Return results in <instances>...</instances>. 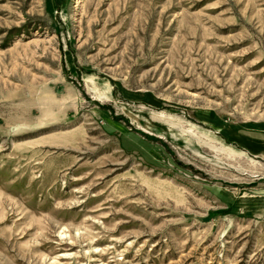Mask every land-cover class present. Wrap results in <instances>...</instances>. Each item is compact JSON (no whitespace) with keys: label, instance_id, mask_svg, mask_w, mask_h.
I'll use <instances>...</instances> for the list:
<instances>
[{"label":"rangeland","instance_id":"1","mask_svg":"<svg viewBox=\"0 0 264 264\" xmlns=\"http://www.w3.org/2000/svg\"><path fill=\"white\" fill-rule=\"evenodd\" d=\"M0 264H264V0H0Z\"/></svg>","mask_w":264,"mask_h":264}]
</instances>
